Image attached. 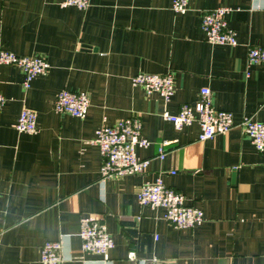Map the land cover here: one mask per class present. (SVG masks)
Listing matches in <instances>:
<instances>
[{
    "label": "crops",
    "instance_id": "1",
    "mask_svg": "<svg viewBox=\"0 0 264 264\" xmlns=\"http://www.w3.org/2000/svg\"><path fill=\"white\" fill-rule=\"evenodd\" d=\"M63 1L0 0V49L50 64L27 89L21 68L0 65V264H43L53 241L62 243L61 264H264V154L238 125L200 141L197 123L179 130L163 118L209 88L235 123L264 121V63H248V48L264 47V0H190L184 14L172 0H91L85 10ZM218 7L231 9L235 47L206 39L202 16ZM139 73H172L171 101L135 86ZM62 90L89 95L85 118L55 111ZM24 108L37 113L34 134L16 129ZM133 115L151 142L137 149L150 166L103 179L96 131ZM158 178L204 221L177 229L163 208L142 205V185ZM89 215L103 217L114 239L108 258L82 251Z\"/></svg>",
    "mask_w": 264,
    "mask_h": 264
},
{
    "label": "built area",
    "instance_id": "2",
    "mask_svg": "<svg viewBox=\"0 0 264 264\" xmlns=\"http://www.w3.org/2000/svg\"><path fill=\"white\" fill-rule=\"evenodd\" d=\"M91 0H64L62 6L77 7L85 10ZM190 0H172V10L177 14L188 11ZM228 7H218L206 11L202 16V28L206 39L211 44L235 47L238 45L236 32L228 25L226 15L230 13ZM248 63H264V47L248 48ZM0 65H11L21 68L26 75L24 88H29L33 79L46 75L50 64L42 56H18L14 52L0 49ZM135 86L144 87L148 93L158 92L166 104L174 95L173 74L164 75L139 73L132 78ZM6 98L0 93V113ZM91 105L90 97L84 92L62 90L54 102L55 111L59 114H69L78 118H85ZM163 118L181 130L197 123L200 126L199 140L206 141L217 135L229 133L235 126L242 129L243 134L251 140L256 150L264 154V121H256L246 116L237 124L231 112L218 110L213 104V94L209 88L201 90L199 101L195 105L183 104L176 114L166 110ZM37 113L24 108L18 118L16 129L19 132L34 134L37 132ZM101 151L103 179L122 178L130 175L145 174L150 166V159L141 158L138 148H147L151 142L144 136L142 119L139 115L121 120L113 126L104 125L96 131L93 140ZM170 142L159 144L158 157L164 159L168 154L167 146ZM139 202L153 208H163L165 219L177 229H193L204 221V212L186 203V197L164 184L161 178L142 185ZM79 236L82 240V251L108 258V253L115 246L111 234L108 232L104 218L89 215L81 220ZM62 243L60 241L47 242L41 253L43 264H61ZM129 257L135 258V252Z\"/></svg>",
    "mask_w": 264,
    "mask_h": 264
}]
</instances>
